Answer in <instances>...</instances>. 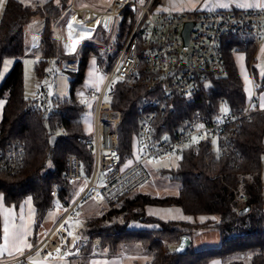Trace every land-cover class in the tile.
<instances>
[{
	"label": "trees",
	"instance_id": "16d2710c",
	"mask_svg": "<svg viewBox=\"0 0 264 264\" xmlns=\"http://www.w3.org/2000/svg\"><path fill=\"white\" fill-rule=\"evenodd\" d=\"M69 3L70 0H50L42 7H31L17 0H7L0 17V72L6 59L15 60L11 71L0 83V100L4 101L0 119V149L7 151L17 146L23 153V162L17 171H0V197L4 205L14 207L30 197L37 220L53 208L55 197L50 192L55 185L59 186L57 200L60 202L71 200L76 191V186L63 179L68 155L80 158L86 174L92 170L91 150L76 141L78 136L90 134L84 128L85 106L77 95V89L85 81L89 63L92 62L94 72L96 62L106 69L111 67L135 21V15L128 9L121 15L113 42L105 48L113 49L112 54L101 56V48L93 42H85L76 56H65L54 34L53 23ZM155 4L164 11H170L163 7L162 0H156ZM42 18L40 44L36 50L41 58L35 65V75H47L50 61L60 66L62 61L78 59L77 72L64 71L71 75L69 95L51 99L44 108L39 106L37 100L25 97L22 63L26 52L23 38L25 27L35 19ZM98 33V37L105 36L98 29L95 39ZM236 53H244L246 64L249 65L255 48L250 43L239 44L234 53L229 52L228 47L225 48L224 75L212 78L210 85L192 101L176 100L174 110H167L165 115L157 118L156 127L159 128L160 121L165 119L168 124L175 123L177 128L190 110L198 108L203 112H213L218 109L221 100L225 101L230 111H240L249 95L235 62ZM260 83V91H264V78L260 79ZM151 96L152 92L146 88H131L122 82L115 84L110 102L114 109L121 112L118 132L119 151L123 160L133 157L135 152L138 129L136 109ZM89 107L92 115V102ZM60 126L64 129L63 134L59 133ZM52 136H57L54 144L51 143ZM231 148L228 152L217 154L208 152L207 144L182 149L177 155L176 168L162 171L181 185L176 196L156 197L136 192L104 206L101 214L86 218L85 229L80 233L87 244L80 249V260L84 261L90 256L91 241L99 238L101 249L106 250L108 255L116 254L120 246L138 245L151 254V260L146 264H209L213 260H220L222 264H245L241 260L230 259L243 253L251 254L250 264H264L261 180L264 111H256L250 121L242 123ZM240 193L246 197L243 203L237 198ZM146 206H176L185 215H214L218 220L202 224L164 221L147 215ZM246 206L250 207L249 211L240 213ZM131 223L156 224L158 228L136 230L129 227ZM203 229L220 232L219 247L195 251L189 246L182 254L167 249V245L178 243L183 235L192 236Z\"/></svg>",
	"mask_w": 264,
	"mask_h": 264
},
{
	"label": "built area",
	"instance_id": "2783aa9c",
	"mask_svg": "<svg viewBox=\"0 0 264 264\" xmlns=\"http://www.w3.org/2000/svg\"><path fill=\"white\" fill-rule=\"evenodd\" d=\"M155 1L112 0L104 12L113 17L110 24L100 20L103 12H94L98 14V20L92 27L96 30L100 26L105 31L106 40L100 43L104 48L112 44L118 28L117 20L125 10L135 15V21L112 66L106 69L99 62L94 64V70L103 80L99 86L89 87L86 91V100L93 105L92 132L78 136L76 141L91 150L92 170L86 174L80 158L71 154L66 157L63 179L76 186L73 198L42 242L24 256L10 259V264H24L26 257L35 255L37 250L36 258L40 260L68 255L73 248H70L72 239L82 227L80 224L74 226L80 220L79 207L82 204L91 200L107 206L138 192L150 179L146 166L150 159L177 156L182 149L203 144H207L208 152L214 154L228 152L238 128L243 122L250 121L256 112L255 92L261 85L251 73L253 91L240 111H230L221 100L213 112L198 108L190 110L177 128L175 123L168 124L165 119L160 121V129L156 127L157 118L165 115L167 110H174L176 100L192 101L210 85L212 78L224 75L225 48L234 53L239 44L250 43L256 50L263 45L264 9L171 12L164 11ZM68 6L71 12L75 11L74 0ZM187 24L192 26L185 43ZM89 41L94 42L93 39ZM32 43V47L38 46L35 41ZM76 53L64 54L76 56ZM71 61L75 62V68L66 69L62 63L61 69L77 72L78 59ZM117 82L152 92V96L136 109L137 150L130 161L123 160L119 151L121 112L110 102ZM223 108L228 112L222 111ZM59 133H64L62 126ZM192 137H197L198 142L192 143ZM212 140L217 141L216 150ZM22 156V150L17 146L7 151L0 149V171H17L23 162ZM58 192L59 186L55 185L50 194L57 198ZM237 198L240 202L246 201L242 193ZM55 204L62 203L56 200ZM66 220L68 223H64ZM57 249H60L59 254Z\"/></svg>",
	"mask_w": 264,
	"mask_h": 264
},
{
	"label": "rangeland",
	"instance_id": "374dc122",
	"mask_svg": "<svg viewBox=\"0 0 264 264\" xmlns=\"http://www.w3.org/2000/svg\"><path fill=\"white\" fill-rule=\"evenodd\" d=\"M186 1L187 0H162V4H163V7L166 8V10H171L172 8H175V7L185 8L184 3ZM111 2H112V0H76L75 8L81 9V8L86 7V8L93 9L96 12H103L104 13L107 11L108 6L111 4ZM68 5L69 4L65 5V9H64L63 13L53 23L54 34L56 36L59 35L61 37V34H63V36H64L63 29L66 26V23L68 21V17L70 16L71 13H73L69 10ZM39 7H42V6H39ZM43 20H44V18L41 19V23L43 22ZM118 21L119 20H117V23H118ZM98 29L103 31L105 36L104 37H98V35H99V33H98L97 38L94 39L95 40L94 42H97V43H94V42L93 43L96 46H98L99 49L101 48V56H105V54H108V55L112 54L113 49H105L100 44L106 40V34H105V31L102 29V27L98 26V28L96 30H98ZM96 30H94V32H93L94 35H95ZM90 43H92V41H90ZM25 44H26V42H25ZM32 44L33 43L31 42L30 45H32ZM256 51L257 50L255 49V54H256ZM61 53L64 54V52H61ZM255 54H254V56H255ZM40 58H41V56H40L39 52L35 51V50H31L29 52H26L22 58L23 79H24V89H25L24 94H25V97H27V98L37 100L39 103V106L41 108H44L45 106H47V103L51 101V99L62 98V97L69 95V91H70L69 81L71 79V75L64 72L61 69L62 63L59 66V65H56L53 61H50L48 64V67H47V75L42 76V77L36 76L34 73V68H35L36 63L40 60ZM234 58H235V62H236L238 71L240 72V75H241V78L243 81L244 89H245L247 95H249V97H250V95L252 94V91H253L252 80H251L249 74L247 73V71L245 70V66H244L245 64H244L242 54L236 53L234 55ZM70 63H71V64H69L70 67L64 63H63V65L66 69H73L76 67L74 65V62L70 61ZM14 64H15L14 59H6L4 61V64H3L1 72H0V83L9 74V72L11 71ZM256 66H258L259 72L261 74H264V51L260 52V54L258 56V60L256 62ZM102 80H103V77L100 74H97L96 72L93 71L92 62H91V63H89V65L87 67L86 78H85L84 83L80 87H78V89H77V95L80 98L81 102L85 106V111L83 113L84 128H85V131L89 132L90 134L92 132V130H91L92 121L90 123V120H89L90 119V113H89L90 107H89V104L86 100V91L90 85H95V84H99V83L101 84ZM259 93L260 92H255L256 100H255L254 104H256L257 102H260V104L264 105V94L261 97V96H259ZM248 100H249V98H248ZM212 141H213L212 146L216 150L217 149V141L216 140H212ZM136 150H137V147L135 148V152H136ZM135 152L133 153V155L135 154ZM178 158L179 157H177V156L163 157V158L155 159V161L153 163H149V160L146 162L147 170L150 174V179L147 181L148 185L150 186V189H148L150 194L149 193H147V194H149L151 196H156V197L173 195V192L176 191L175 187H177V185L179 183L171 180L169 178V175L162 173V171L176 168L177 163H178ZM126 160L130 161V160H132V157H129ZM150 160H152V159H150ZM261 180H262V194L264 197V159L262 162ZM167 185L168 186L170 185V188ZM141 188H140V190H141ZM140 190L138 193H141ZM29 200H30V203H28ZM1 204H2V198L0 197V208L2 207ZM97 204L103 205L102 202H98ZM6 209H8L6 211V217H8L9 219L11 218L12 215L8 216V214H10L12 211H15V212L17 211L15 213V215H19L18 212H21V211L20 210L18 211V209H21V210H23V213L25 216L24 219L26 221L34 222V220H35V210H34V207H33V204H32L30 197H26L22 201V203L20 204L18 209L14 208V206H7ZM161 209H162V207H160V206H151L150 212L153 214L162 215V213H160ZM62 212H60V210L58 208H52L47 212L46 218H44V220L45 221L51 220V222H56L58 220V218L60 217V215L62 214ZM79 224L82 225V227L76 234L77 240H75V238H74L72 241L74 242V240H75V243L73 246L74 247L77 246V248L79 249V254H80V249L82 247H85L87 244V240L84 237H82V235L80 233V231L82 232V230L85 229L86 219L84 221L78 223V225ZM131 224H133V223H131ZM131 224L129 225V227L131 226ZM149 227H150L149 229H157L158 225L149 224ZM100 244H101L100 239L94 238L91 241V253L95 251L98 253H105L108 255V252L106 250L101 249ZM170 245L171 244L167 245V249L169 251H171V249L169 248ZM124 247H125V245L120 246L119 250L123 249ZM132 247H135V248L137 247V249H139L138 250L139 252L134 253L135 251L132 250L133 252H128V254H126L124 252L125 250H121L122 253H124L125 255H128V256H126V258H127L126 264H133L132 261H136L137 264H139V263L145 264L146 262L150 261L151 254L149 252L142 250L141 248H139L138 245H133ZM205 248H207V247H205ZM128 251H129V249H128ZM250 258H251L250 253H243V254L234 255L230 259L231 260L237 259V260L243 261L245 264H250Z\"/></svg>",
	"mask_w": 264,
	"mask_h": 264
},
{
	"label": "crops",
	"instance_id": "0c3cea01",
	"mask_svg": "<svg viewBox=\"0 0 264 264\" xmlns=\"http://www.w3.org/2000/svg\"><path fill=\"white\" fill-rule=\"evenodd\" d=\"M6 1L7 0H3L2 5H0V17H1V14H2V11H3V8L5 6ZM17 1L21 2L22 4H24L26 6L34 7V6H43L45 3L49 2L50 0H17ZM75 2H76V0H74V4H75ZM247 3L260 5V4H264V0H187L184 3L185 8L175 7V8H172L170 11L179 12V11H185V10L186 11H212V10L264 9L260 6L240 7L241 4H247ZM221 4H223L225 6H223V7L219 6ZM81 9H90V8L84 7ZM90 10L93 12H96L93 9H90ZM40 25H41V20L35 19L32 23L28 24L25 27L23 38H24V43L26 42V44H25L26 45V52H29L31 50L36 51L37 48L39 47L40 35H41ZM34 35L37 36L36 40L33 39ZM57 38L59 40L60 50H61V52H63L64 36H63V34H61V37L59 35H57ZM34 41L38 44L37 47H32V45H30L31 42H34ZM261 51L262 52L264 51V43L256 51V54L253 57V60L250 62L249 65L246 64L244 53H241L243 60H244V64H245L244 65L245 70L249 74L251 80H252V77H251V73H252L254 76V79L258 83H260V79L264 78V74H261L259 72L258 66H256V62L258 60V56H259ZM63 55H65V54H63ZM61 63L67 64L69 67H70L69 64H71L68 61H62ZM239 74H240V72H239ZM240 77H241V75H240ZM260 85H261V83H260ZM260 89H261V87H260ZM260 89L257 92H260L259 96L262 97L264 92L262 90L260 91ZM24 91H25V89H24ZM261 105H263V104H260V102H257L256 104H254V107H255L257 112L264 111V107H261ZM3 106H4V101L0 100V119L2 116ZM89 120L91 123V121H92V115L91 114H90ZM83 122H84V120H83ZM168 187L170 188V185ZM180 187H181L180 184H178L177 187H175L176 191L173 192L172 196H176L178 194ZM148 189H150V186L148 185V183H146L141 188L140 192L142 194H147V193L150 194ZM262 196H263V194H262ZM160 197H163V196H160ZM263 199H264V197H263ZM61 203H62L61 205H56V204L54 205V202H53V208H58L60 210V212H62V211L64 212L65 205L68 203V201H62ZM97 203L98 202L89 200V201H86L84 204H82L79 207L80 220L77 221L74 224V226H77L78 223L84 221L88 217L101 214L102 208L104 207V205H98ZM20 204L14 208L18 209ZM1 205H2V207L0 208V218H1L0 247L3 246V227H4V223H5V219H6V211L8 210V209H6L7 206L4 205V203H3V199H2ZM19 210L21 211V212H18L19 215H15V213L17 211L16 212L12 211L10 213V216L12 215L10 220L15 224L23 223L25 225L30 226L28 234L26 236V241H27V243L32 245V249L37 247L42 242L44 237L54 227V225L57 223V221L60 219L61 215L63 214V212H62V214L60 215V217L58 218V220L56 222H51V220L50 221L44 220V218H46L47 213L40 220H37L36 213H35L34 222H30V221L28 222L24 219L25 216H24L23 210L18 209V211ZM34 210H35V208H34ZM150 211H151V206H146L145 212L147 215L156 217V218L164 220V221H185V222L192 223V224H196V223L202 224V223H205L207 221L218 220V217L214 216V215H197V216L185 215L182 212V210L176 206L162 207V209L160 210V213H162V215L153 214ZM22 214H23V220L20 219ZM130 228L139 230V229H148L150 227H149V225H146V224L133 223V224H131ZM74 238H75V240H77L76 235H75V237H73V239ZM189 238H190V245L189 246H191V248H193V249L195 248L194 249L195 251H201V250H205V249H209V248H216V247H219L221 244V234L218 230H210V229L199 230L198 232H196L192 236H189ZM75 240H74V242L73 241L71 242L70 248L74 245ZM175 245H177V243L171 244L169 246V248L172 250L173 247H175ZM132 246L133 245L125 246L123 249H120L116 254H113V255H107L105 253H98V252L94 251L84 261L80 260V258H79V249L77 248V246L76 247L73 246V248L70 250L69 254L66 256H63V257L57 256V257H54L52 259L41 260V261H43L44 264H126V259H127L126 256H128V255H125L124 253H122L121 250H125L124 252L126 254H128V252H133V251H135L134 253H138L139 249H137V247L135 248ZM205 247H207V248H205ZM127 248L129 249V251ZM25 252H28V251L26 250ZM18 255H19L18 253L14 254V255H9V254L5 253L4 255L0 256V264H10V262H9L10 259H12ZM148 262H146V263H148ZM132 263L137 264L136 261H132ZM209 264H222V262L220 260H213Z\"/></svg>",
	"mask_w": 264,
	"mask_h": 264
},
{
	"label": "snow or ice",
	"instance_id": "6c2138e0",
	"mask_svg": "<svg viewBox=\"0 0 264 264\" xmlns=\"http://www.w3.org/2000/svg\"><path fill=\"white\" fill-rule=\"evenodd\" d=\"M2 3L3 0H0V5H2ZM219 6L223 7L225 5L221 4ZM256 6H260L264 8V4L256 5V4L247 3L240 5V7H256ZM69 27L71 28L72 26L69 25ZM74 48H75V44H73V49ZM261 107H264V105H261ZM222 111L227 113L228 109L223 108ZM196 142H198V138L192 137V143H196ZM154 161L155 158L149 160V163H153ZM28 203H30V200L28 201ZM8 216H10V214H8ZM20 219L23 220V214L21 215ZM64 223H68V221L66 220ZM29 227H30L29 225H25L23 223L15 224L8 217H6L3 227V246L0 247V256L4 255L5 253L9 255H14L18 253L19 256H24L26 250L31 252L32 245L27 243L26 241V236L28 234ZM61 228L63 229V224L61 225ZM68 234L70 236L72 235L71 232H69ZM57 253L58 254L60 253V249H57ZM38 254H39V250H37V253L35 255H30L26 257L24 264H44L43 261L36 258ZM17 259H19V257H17Z\"/></svg>",
	"mask_w": 264,
	"mask_h": 264
},
{
	"label": "bare ground",
	"instance_id": "6f19581e",
	"mask_svg": "<svg viewBox=\"0 0 264 264\" xmlns=\"http://www.w3.org/2000/svg\"><path fill=\"white\" fill-rule=\"evenodd\" d=\"M112 18L113 17L111 15L104 13L101 16L100 20H102L103 23L110 24ZM97 20H98V14H94V12L91 11L90 9L75 8V11L71 13L70 16L68 17L66 26L63 29L64 32L63 52L67 55H73L76 53V51H78V49L80 48V46L78 47V45L83 40L87 39L83 43L90 42L89 40L92 39L94 40L95 39L93 33L94 27H92V25H94L97 22ZM69 25H71L72 27L70 28ZM33 39L36 40L37 36L34 35ZM73 44H75L74 49H73ZM56 200L57 198L55 197L54 201Z\"/></svg>",
	"mask_w": 264,
	"mask_h": 264
},
{
	"label": "water",
	"instance_id": "95a60500",
	"mask_svg": "<svg viewBox=\"0 0 264 264\" xmlns=\"http://www.w3.org/2000/svg\"><path fill=\"white\" fill-rule=\"evenodd\" d=\"M192 24H187L185 26V30H184V40H185V43H187L188 41V37H189V31H190V28H191ZM57 139V136H52L51 138V143L54 144L55 140ZM250 207L249 206H246V207H243L239 212L240 213H247L249 211ZM190 245V238L188 235H183L179 242L177 243V245H175V247H173V249L171 250L172 252L176 253V254H182L184 253L187 248L189 247Z\"/></svg>",
	"mask_w": 264,
	"mask_h": 264
}]
</instances>
